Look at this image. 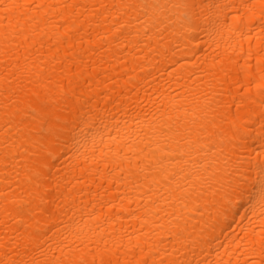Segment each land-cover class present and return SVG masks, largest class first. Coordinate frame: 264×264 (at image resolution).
Instances as JSON below:
<instances>
[{"label":"bare ground","instance_id":"bare-ground-1","mask_svg":"<svg viewBox=\"0 0 264 264\" xmlns=\"http://www.w3.org/2000/svg\"><path fill=\"white\" fill-rule=\"evenodd\" d=\"M0 264H264V0H0Z\"/></svg>","mask_w":264,"mask_h":264}]
</instances>
